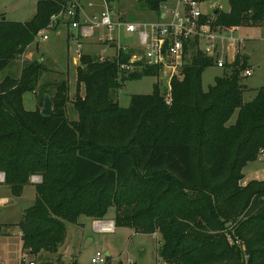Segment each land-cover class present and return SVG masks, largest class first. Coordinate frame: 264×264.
<instances>
[{
	"label": "trees",
	"instance_id": "1",
	"mask_svg": "<svg viewBox=\"0 0 264 264\" xmlns=\"http://www.w3.org/2000/svg\"><path fill=\"white\" fill-rule=\"evenodd\" d=\"M64 1L39 0L25 23L0 16V173L14 195L40 177L35 204L18 224L22 250L41 255L39 264H55L48 255L65 242L68 223L80 225L82 216L102 221L114 208L116 227L161 235L164 264H264V180L242 184L244 168L264 150V88L251 102L243 100L248 59L225 64L231 73L216 77L206 92L202 76L216 61L189 42L191 57L171 80V102L157 82L151 94L132 95L122 107L115 92L127 81L159 77V68L138 64L141 70L125 74L118 62L130 57L123 51L119 61L83 54L78 120L69 121V82L42 87L51 72L42 57L23 61L18 78L3 77ZM139 1L158 14L167 0ZM228 1L230 11L215 10L208 30L264 23V0ZM38 89L42 104L51 97L52 116L26 109L24 95ZM5 228L0 225V236ZM232 233L240 245L230 243Z\"/></svg>",
	"mask_w": 264,
	"mask_h": 264
},
{
	"label": "rangeland",
	"instance_id": "2",
	"mask_svg": "<svg viewBox=\"0 0 264 264\" xmlns=\"http://www.w3.org/2000/svg\"><path fill=\"white\" fill-rule=\"evenodd\" d=\"M38 1L0 0V14L8 13L7 17L10 20H30L36 13ZM112 2V10L117 20L128 23H149L157 18L156 14L151 12L143 1L113 0ZM83 4L86 8V14L90 17L93 15L97 16L103 10V5L99 1H94L92 7L89 6V1L87 0H84ZM229 9L228 0H209L201 4V11L211 19L214 17L215 10L229 11ZM214 31L215 39H210V41L212 42L211 44L215 45L213 56L215 61L222 59L225 64L230 65L229 62L233 58V63L237 59H239L240 63H244L243 54L249 55L247 69L252 70V76L244 77L241 74V84L245 90L243 100L251 102L256 97L257 91L260 88H264V23L238 27L235 31L230 30V28L219 29L217 27L214 28ZM65 42L66 39H64L63 35L60 36V33L57 34L54 31L50 33V40L48 41L39 38L24 56L11 63L3 72V77L18 78L23 61H32L44 57L45 60L43 62L51 72L43 75L40 85L43 87L47 83L68 81L67 118L69 121H77L78 113L74 103L77 100V67L80 65L81 56L71 62L67 54L70 55V58L75 59L78 51V42L75 40L74 42H69L68 45ZM135 42L136 36L130 34H124L121 39V44L131 47L135 45ZM91 43L94 42H84L82 47L83 54L106 57L108 54L113 53V51L105 49L103 44L96 45ZM209 44V42H202V47L205 49ZM131 53L142 55L143 51L139 48H132ZM142 61L138 63L144 64V60ZM224 72L230 74L231 69L226 68L225 65L223 68H219L216 63L214 66L207 68L202 76L203 90L207 92L209 87L214 85L216 77L222 76ZM169 77V74L160 72L157 78L144 77L140 80L127 81L122 89L115 92L114 98L119 101L120 106L128 107L132 95L151 94L157 82L167 98L170 89L164 87V85ZM41 93L38 89L35 93L24 95V105L27 110H42ZM50 93L52 97L55 93L54 87L50 88ZM235 119L236 115L232 117L231 122L233 123ZM263 169L264 161L263 163L260 161L250 163L244 169L245 179L258 177L251 176V174ZM31 181L34 182L33 178ZM35 197V189L31 186L25 187L20 195H14L10 186L0 185V225L7 227L5 228L7 233L0 236V264H21L23 259L26 260V264H29L31 260H36L38 264L43 262L41 255L34 256L22 250V237L18 226L25 210L35 204ZM114 218L115 209L111 208L106 218L102 221H111ZM79 223L84 224V226L67 224L65 242L60 245L57 254L48 255L51 262L91 264L94 255L100 251L109 261L108 264H164L158 253L161 243V235L159 233L154 235L136 234L133 230L125 227H116L113 233H102L96 230L94 221L88 220L84 216L80 217ZM231 237L234 238L236 236L232 233ZM89 240H92V243L88 246ZM228 240H230V243L233 242L232 239Z\"/></svg>",
	"mask_w": 264,
	"mask_h": 264
},
{
	"label": "built area",
	"instance_id": "3",
	"mask_svg": "<svg viewBox=\"0 0 264 264\" xmlns=\"http://www.w3.org/2000/svg\"><path fill=\"white\" fill-rule=\"evenodd\" d=\"M84 0H65L61 11L53 15L48 26L41 30L38 38L44 41L50 40V33L69 22L77 31L76 40L78 42V57L81 56L84 42H94L91 44L104 45L105 49L113 51L106 57H100L101 61L116 58L123 51L130 57L129 62H118L120 73H134L139 70V61L144 60L145 66L159 68L160 72L169 74V83L178 76L187 60L191 57L189 52V42L197 41L198 48L204 54L214 56L215 45L211 44L210 39H215L214 28L208 30L212 19L202 22L205 16L201 11V2L198 0H167L161 5L160 12L153 22L149 23H128L117 20L112 10L113 2L110 0H87L89 6H93L94 1H99L103 5V10L97 15L88 16L83 4ZM238 27H231L235 31ZM124 34L136 36L134 46L121 44ZM202 42L210 44L204 49ZM139 48L143 51L142 55L132 54L131 50ZM264 54V51H263ZM107 58V59H106ZM143 62V61H142ZM233 63V58L229 62ZM216 65L223 68L225 61L216 60ZM242 75L252 76V70L246 69ZM171 89V85L169 87ZM170 102V96L167 97ZM264 150L260 157L264 159ZM3 179L0 174V181ZM34 182H40V177H33ZM96 230L102 233L115 232L114 221H95ZM233 244L240 245L237 237H230ZM230 241V240H229ZM29 264H34L29 262ZM91 264H108V260L98 251L92 258Z\"/></svg>",
	"mask_w": 264,
	"mask_h": 264
},
{
	"label": "crops",
	"instance_id": "4",
	"mask_svg": "<svg viewBox=\"0 0 264 264\" xmlns=\"http://www.w3.org/2000/svg\"><path fill=\"white\" fill-rule=\"evenodd\" d=\"M38 3V2H37ZM203 4V3H202ZM229 11H230V9H229ZM229 11H224V12H229ZM36 14V13H35ZM156 14V13H155ZM0 15H4L5 16V18H6V20H8V21H14V22H23V23H25V22H28V21H30L31 19H33V17L35 16V15H33V17L30 19V20H10V19H8V13H1ZM157 16V15H156ZM60 30V31H59ZM57 34H59L60 33V36L61 35H63V37H64V39H66V44L68 45L69 44V42H74L75 40H76V34H77V31L71 26V24L69 23V22H66L65 24H62V25H60L58 28H57V30L55 31ZM77 41V40H76ZM81 54H83V52L81 53ZM67 56H69V59H70V61L72 62V60H76V58L78 57V55L77 56H75V59L73 58H70V55H68L67 54ZM249 56V55H248ZM43 59L42 60H45V58L44 57H42ZM250 58V57H249ZM169 79L167 80V82L165 83V85H164V87H166V88H168L169 89V87H170V83H169ZM77 85V84H76ZM83 90H84V87H82L81 88V94L84 96V94H85V90H84V93H83ZM245 102V101H244ZM247 103V102H246ZM236 117H237V114H236ZM236 120V119H235ZM235 122V121H234ZM233 122V123H234ZM258 161H260L261 163H263V161H264V159L263 158H259V160ZM247 167V166H246ZM245 167V168H246ZM244 168V169H245ZM0 174H2V173H0ZM243 174H244V170H243ZM2 176H3V179L0 181V185H6L5 184V175L4 174H2ZM244 176H245V174H244ZM251 176H258V177H252V178H249V179H245L244 178V180H243V185H246L248 182H250L251 180H264V169L263 170H260V171H258V172H256V173H252L251 174ZM35 184L36 183H34V182H32L31 181V183L29 184V185H27L26 187H29V186H31V187H33L34 189H35ZM35 193H36V190H35ZM35 199H36V197H35ZM85 217V216H84ZM88 220H91V221H94V223H95V220H93V219H90V218H88V217H86ZM80 219V218H79ZM111 221H114L115 222V218L113 219V220H111ZM79 222V221H78ZM80 224V223H79ZM80 226L81 227H83L84 226V224H80ZM20 235H21V237H22V233H20ZM90 243H92V240H89V243H88V246H89V244ZM46 256V255H45ZM50 256H48V258H49ZM50 260V259H49ZM61 260V259H60ZM35 262V260H31L30 262ZM36 263V262H35ZM54 263V262H53ZM36 264H38V263H36ZM56 264V263H55ZM69 264H71V263H69Z\"/></svg>",
	"mask_w": 264,
	"mask_h": 264
},
{
	"label": "water",
	"instance_id": "5",
	"mask_svg": "<svg viewBox=\"0 0 264 264\" xmlns=\"http://www.w3.org/2000/svg\"><path fill=\"white\" fill-rule=\"evenodd\" d=\"M243 57H245L247 59L249 58L248 54H243ZM53 107H54V103H53L51 97L48 94H46L44 97L43 108L41 110L42 115L52 116L53 115Z\"/></svg>",
	"mask_w": 264,
	"mask_h": 264
}]
</instances>
